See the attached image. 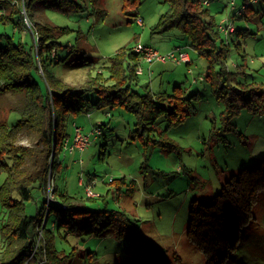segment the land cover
I'll list each match as a JSON object with an SVG mask.
<instances>
[{
	"label": "trees",
	"instance_id": "16d2710c",
	"mask_svg": "<svg viewBox=\"0 0 264 264\" xmlns=\"http://www.w3.org/2000/svg\"><path fill=\"white\" fill-rule=\"evenodd\" d=\"M163 1L168 7L159 15L152 33L177 28L188 38L189 45L210 61L205 77L210 79L212 92L223 108L217 123H212L209 139L225 142L226 132L237 131L232 118L242 109L264 113V80H247L245 77L239 80V73L248 74L244 65H237L235 71L228 70L227 52L223 47L228 44L231 33L220 38L218 24L210 17L203 0ZM256 1L259 0H244L243 10L234 14L233 23L239 18L236 15L246 17L253 10L250 3ZM260 1L264 5V0ZM139 2L137 0L134 5L136 9ZM124 3L127 5L128 1ZM36 4L68 13L80 7L76 0H0V8H4L0 18L10 23L14 31L23 32V38L17 36L16 39L4 34L3 44H0V110L7 111L0 117V173L4 174L0 185L4 213V219L0 221V264H67L70 255L56 249L53 230L46 229L50 214L54 215L51 229L76 236H101L110 230L117 238L131 237L147 243L149 241L139 234L137 221L129 220L123 212L106 207L86 208L82 196L65 191L57 194L55 184L53 198H46L43 206L38 208L34 190H40L43 196L48 175L53 176L55 169H59V157L65 138H69L67 128L72 116L89 114L93 109L122 107L134 115V128L128 136L140 142L146 160L150 146L159 145L168 150L178 148L162 132L158 134L156 120L163 116L166 128L184 122L194 113L192 98L186 97L181 85H175L170 93L155 92L151 88L139 93L133 89L130 84L139 78L136 67L145 63L133 46H123L97 64L82 58L77 64L87 68V77L79 85L54 75L50 67L56 62L58 45L62 46L59 39L72 30L50 19L37 20L34 17ZM130 4L133 9V2ZM25 17L31 23L29 27L24 22ZM233 33L245 35L247 32L234 25ZM27 34L31 36V44L26 48ZM217 38L221 46L217 45ZM84 42L85 37L78 30L77 40L69 53L81 52L80 45ZM52 51L54 56H51ZM185 63L189 65L190 59ZM36 73L45 82V92L40 88ZM88 92L96 94L94 101L85 97ZM11 113L19 116L15 123L9 120ZM94 127L101 131L100 126ZM23 139L28 143H22ZM88 181L90 177L85 180ZM133 184L131 179L126 186L131 190ZM263 189L264 158L256 166L243 167L232 174L210 202L193 200L186 236L201 252L206 264H222L237 249L242 232L252 219V205L257 193ZM86 198L93 199L87 195ZM125 264L173 263L164 249L151 247L147 253L129 259Z\"/></svg>",
	"mask_w": 264,
	"mask_h": 264
},
{
	"label": "rangeland",
	"instance_id": "374dc122",
	"mask_svg": "<svg viewBox=\"0 0 264 264\" xmlns=\"http://www.w3.org/2000/svg\"><path fill=\"white\" fill-rule=\"evenodd\" d=\"M127 1L126 5V0H76L80 7L69 13L36 4L34 17L39 21L50 19L53 23L68 26L72 30L60 37L62 46L58 45L56 62L50 65L54 75L70 84L79 85L86 80L87 68L77 64L82 58L96 64L101 63L123 46L139 43L156 46L161 51L168 47H180L191 54L192 62L189 65L185 62L176 64L172 61H153L151 80L143 75L130 84L139 93H144L147 88L167 93L175 85L185 88L186 97L192 98L194 113L184 122L169 128H166L163 116L156 120L158 134L162 132L178 148L168 150L159 145L150 146L145 160L143 146L137 139L133 140L128 136V132L134 128L132 113L120 106L93 109L89 115L82 113L77 117L72 116L68 125L72 120H83L89 128L100 126L101 134L90 135V143L82 152L77 151L82 163L70 166L68 162L67 169H55L54 175L50 176L53 185L57 187V194L65 191L82 196L86 208L106 207L123 212L129 220H136L139 234L149 242L136 241L131 237L117 238L110 230H106L101 236H76L56 228L51 229L53 214L46 221V229L53 230L56 249L64 255H70L67 264H125L129 259L147 253L151 247L164 249L173 264H206L201 252L186 236L189 209L193 200L210 202L232 174L243 167H254L264 158V113L256 114L242 109L239 115L232 118L237 131L226 132L225 142L211 141L209 133L212 123H217L223 105L213 94L210 79L205 77L210 61L191 47L188 38L177 28L152 33L159 15L168 7L166 1L140 0L138 9L134 6L137 0ZM243 1L235 0V9H231L229 0H210L207 4L203 0V4L210 17L219 24L223 18L233 19ZM250 4L253 10L246 17L236 15L239 18L234 20L235 27L244 28L247 33H231L228 44L223 48L227 52L228 70L235 71L237 65L245 66L248 74L239 73V80L245 77L247 80L263 81L264 5L260 0ZM3 10L4 8H0V13ZM22 12L25 14L24 9ZM24 22L28 27L31 25L26 17ZM78 30L85 37V42L80 45L81 52L84 50V53L70 54L71 47L77 40ZM0 34V44H3L4 34L11 35L14 39L17 36L23 38V32L14 31L10 23L1 18ZM223 37L222 34L220 38ZM24 40L27 48L31 44L30 34ZM217 40V45L221 46L219 38ZM54 53L52 51L51 56ZM35 77L41 90L45 92L43 78L39 73ZM7 94L9 98H13L11 94ZM85 97L94 101L96 94L88 92ZM6 114V110H0V117ZM18 118L17 113L9 116L12 123ZM67 131L69 138L65 140L70 143V137H73L72 127L68 126ZM158 134H154L155 138H159ZM21 142L28 143L26 139ZM80 175L84 185L87 183L101 197L94 195L91 200L86 198L84 185L78 183ZM123 176L124 179L121 180ZM88 177L90 181L85 182ZM3 178L4 174L0 173V185ZM110 178L114 180L110 182ZM131 179L134 184L130 190L126 183ZM49 186L52 188V182ZM52 193L48 184L46 192L43 190V196L40 190H34L38 208L43 206L46 198L51 199ZM2 208L0 203V221L4 219ZM222 264H264V189L257 193L252 205V219L244 228L237 249Z\"/></svg>",
	"mask_w": 264,
	"mask_h": 264
},
{
	"label": "built area",
	"instance_id": "2783aa9c",
	"mask_svg": "<svg viewBox=\"0 0 264 264\" xmlns=\"http://www.w3.org/2000/svg\"><path fill=\"white\" fill-rule=\"evenodd\" d=\"M204 2L207 4L208 0H204ZM234 3H235V0H230L231 9H235ZM243 7L244 6L242 5L240 10H236L235 13L236 14L241 13V11L243 10ZM218 29H219V32L222 33L224 35V37L226 38L230 33H232L234 31L233 19H230V17L223 18L218 24ZM133 50L135 52H137L138 54H140L142 61L147 63V64H151L153 61H162V62L172 61L176 64L189 61V57H188L187 52L184 51L180 47H174V48L168 49L165 52H161L155 46L143 45V44L136 43L133 46ZM135 72L137 74H141L143 72V67L138 65L136 67ZM200 78H202V77H200ZM100 132L101 131H100L99 127H94L88 133H84L81 131L80 127L75 126L72 141L69 143L68 140H65L63 147L68 152H74V151L82 152L84 150V148L91 141L90 135L91 134L97 135V134H100ZM93 137H95V136H93ZM50 176H51V174L48 175L47 183L45 185V192H46L47 184H48V189H50V191L51 190L53 191V181H52V179L50 180ZM109 181L110 182L113 181V178H110ZM50 182H52V188H50V186H49ZM79 183L84 184V180H83L81 175L79 178ZM86 184L87 183H85V185H84V191H85V194L87 196L94 197V195L95 196L100 195L98 193L93 192L92 188ZM51 198H53V193H52ZM49 199L50 198H47V200H49ZM44 218H43V220H44ZM43 220H42V223H43Z\"/></svg>",
	"mask_w": 264,
	"mask_h": 264
},
{
	"label": "crops",
	"instance_id": "0c3cea01",
	"mask_svg": "<svg viewBox=\"0 0 264 264\" xmlns=\"http://www.w3.org/2000/svg\"><path fill=\"white\" fill-rule=\"evenodd\" d=\"M256 2H258V1H256ZM256 2H254V3H256ZM171 48H173V47H168V48L162 49L163 51H161V49H159V51L165 52V51H167L168 49H171ZM187 54H188V57H189L190 63H191L192 62V56H191L190 53H187ZM152 63L150 65H148L147 63H143V65H142L143 66V72L141 74H139L138 80L140 79V76H143V75H147L148 77H150L149 81L151 80L152 75H153L152 70H151ZM188 72H190L189 69H188ZM69 126H71L72 129H73L72 135L70 134L71 136H73V134H74L75 126L80 127L81 131L82 132H86V133L89 132L92 129V127L91 128L87 127L86 123L83 120H80V122H78V120H73ZM91 135H93V134H91ZM71 138L72 137H70V139ZM59 158H60L59 169H61V168L67 169L69 167L68 162H69L70 166L76 164L77 162H80V163L83 162L82 159H78L77 151L68 152L67 150H63ZM78 183H79V181H78ZM81 185H84V184H81ZM36 201H37V199H36ZM138 229H139V227H138Z\"/></svg>",
	"mask_w": 264,
	"mask_h": 264
},
{
	"label": "water",
	"instance_id": "95a60500",
	"mask_svg": "<svg viewBox=\"0 0 264 264\" xmlns=\"http://www.w3.org/2000/svg\"><path fill=\"white\" fill-rule=\"evenodd\" d=\"M51 156H52V154H51ZM52 158V157H51ZM45 221H46V217L44 218V220H43V224H45Z\"/></svg>",
	"mask_w": 264,
	"mask_h": 264
}]
</instances>
